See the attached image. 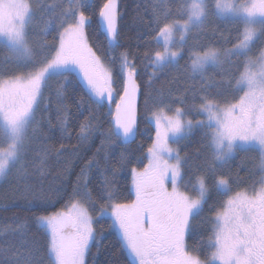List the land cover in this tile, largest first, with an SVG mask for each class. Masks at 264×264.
I'll return each mask as SVG.
<instances>
[{"label":"snow or ice","instance_id":"snow-or-ice-1","mask_svg":"<svg viewBox=\"0 0 264 264\" xmlns=\"http://www.w3.org/2000/svg\"><path fill=\"white\" fill-rule=\"evenodd\" d=\"M90 7L88 0H67V7L56 11L38 0L34 10L29 0H0V38L22 60L10 71L0 70V178L13 170L27 174L31 144L39 131L34 127L36 114L49 81L58 77L64 81L52 92L63 113L69 112L64 102L76 79L73 73L83 81L75 84L77 91L84 92L77 107L89 112L75 132L81 144L99 131L96 109L105 106L110 119L104 143L113 139L134 143L139 133L138 62L152 68L151 84L158 73L179 65L189 35L202 30L210 16L244 17L243 31L231 49L213 45L190 49L187 66L192 77L199 76L204 88L214 89L201 96L198 105L177 97L175 103L186 107L172 108L161 99L149 108L145 100L144 116L155 135L146 149L147 164L129 171L133 199L121 202L115 181L107 177L92 189L89 173L97 164L89 160L70 193L60 198L63 206L56 209L48 200L55 210L36 217L37 228L46 237L44 256L36 259L38 248L10 249L0 264H86L97 240L95 225L104 218H111V227L118 230L121 249L130 257L128 264H264V48L258 56L251 55L256 41H264V0H159L151 10V26L153 39L163 47L137 54L125 50L118 57L112 53L122 47L119 4L104 0L96 15L107 41V62L89 42L92 17L85 9ZM38 12L48 16L43 35L50 28L56 32L51 44L46 39L37 46L30 43ZM233 57L243 58V71L230 75L225 63L236 67ZM210 68L224 73L220 81L207 77ZM193 115L204 119L194 122ZM60 126L71 137L67 116L61 117ZM194 127L202 130L209 149L202 163L172 146L187 139ZM241 150L257 153L260 177L251 190L234 189L236 181L223 171ZM47 156L45 151L40 158L41 173ZM125 160L121 155V166ZM209 181L224 199L209 208L210 235L190 246L194 221L209 201Z\"/></svg>","mask_w":264,"mask_h":264},{"label":"trees","instance_id":"trees-1","mask_svg":"<svg viewBox=\"0 0 264 264\" xmlns=\"http://www.w3.org/2000/svg\"><path fill=\"white\" fill-rule=\"evenodd\" d=\"M34 10L38 0H30ZM242 1V0H240ZM56 11L59 6L67 7V0H40ZM104 0H88L92 7L85 9L86 14L92 17L91 26L87 28L90 44L98 55H101L107 62V41L103 29L97 27L98 17L96 12L98 6ZM159 0H118L121 31V45L112 55L119 56L125 50L132 54L142 53L150 48H161V44L153 39L155 33L152 28V7ZM48 18L47 12L37 14L33 21L35 46L42 43L45 39L48 43L54 42L56 32L51 28L49 34L43 35L44 23ZM243 31L242 21L237 18H223L212 15L205 22L202 30H193L187 39L183 49V58L179 65L166 69L158 73L157 77L149 81L151 67L138 62L141 73L138 79L140 84V99L138 107V126L139 133L134 143L125 144L120 140L113 139L110 143H104V133L109 127L110 117L107 115L109 108L96 109L100 127L99 131L84 144H81L75 135L78 130L77 125L88 117L89 112L85 107H77L78 98L84 96L83 91H77L75 84L78 82L83 85V81L78 79V75L73 73V85L67 88V105L69 112L63 113L58 110L56 97L52 94L53 89L64 83L61 78L49 81V88L39 111L36 114L37 124L34 126L39 129L36 139L32 141L29 153V167L26 175L13 170L0 184V262L6 259L5 253L10 249L24 251L25 247L38 248L36 259L44 256L43 246L45 235L42 229L37 228L36 217L46 211L55 210L47 204L50 200L55 204L56 209L63 206L64 201L60 198L70 193L71 187L75 184L80 169L85 167L89 160H94L96 167L91 169L89 179L92 189L99 188L105 177L114 180L119 190L121 202L133 199L134 195H129L131 188V168H141L147 164L146 149L152 142L155 135L153 124L145 118V100L148 107H153L154 103H159L163 99L166 105L175 107H186L175 103L177 97H181L190 104H199L200 97L214 91L211 88H204L199 76L193 78L188 68L189 53L200 51L207 45H213L221 50L231 49L239 42V37ZM264 46V41L257 40L253 46L252 55H257ZM236 67L225 63L228 74L235 75L243 71L240 61L243 58H232ZM20 64L15 59L10 58L9 50L0 45V70L10 71ZM222 75L219 70L209 69L207 77H215L220 81ZM116 91L120 92L119 81L116 83ZM63 107V106H60ZM62 116H67L70 124L71 137L64 134L60 126ZM193 121L204 119V117L193 115ZM63 145V148H61ZM181 150V155L188 154L192 160L202 163L203 157L209 154L206 147V140L202 130L193 128L192 133L187 139L177 144ZM47 151V162L43 173L39 164L42 154ZM59 153V154H58ZM121 155L126 160L121 166ZM257 153L238 151L235 158L226 166L223 171L231 174V179L236 181L232 185L234 189L247 188L260 177L257 167ZM187 183V179L185 181ZM258 187V185H257ZM183 188V187H182ZM63 191H58V190ZM184 189V188H183ZM224 197L218 195L215 187L209 181V201L205 205L204 212L194 221L193 232L188 240L190 246L198 245L199 242L210 235L208 232L209 224L207 218L212 215L209 208L213 205L219 206ZM111 218H104L95 225L97 230V240L91 247L90 253L86 257V264H128L127 253L122 251L119 232L111 227Z\"/></svg>","mask_w":264,"mask_h":264},{"label":"rangeland","instance_id":"rangeland-1","mask_svg":"<svg viewBox=\"0 0 264 264\" xmlns=\"http://www.w3.org/2000/svg\"><path fill=\"white\" fill-rule=\"evenodd\" d=\"M29 2L31 3V1L29 0ZM240 2H242V1H240ZM223 18H237V19H240L241 21H243V19H244V17H235V16H232L231 14H229V15H227L226 17H223ZM243 25V24H242ZM33 39H35L34 38V35L32 36V38H31V40H30V43H33V45L35 46V43H34V41H33ZM4 41H3V38H0V45H3L4 46ZM163 47V45H162V43H161V48ZM7 48V47H6ZM263 48H264V46H263ZM8 49V48H7ZM262 50V49H261ZM9 54H10V58H12V59H15L16 61H18L20 64L22 63V60H18V58L14 55V54H12L10 51H9ZM251 55H252V53H251ZM259 55V52H258V54L256 55V56H258ZM253 57H255V55H252ZM117 92V91H116ZM115 94V93H114ZM114 107V106H113ZM169 114H171V113H169ZM195 122V121H194ZM0 127H2V122H0ZM172 146L173 147H177V148H179L178 147V145L177 144H175V143H173L172 144ZM7 177V176H6ZM6 177H3V178H0V184H1V182L6 178ZM169 187H171V185H169ZM181 190H184L183 188L181 189ZM251 190V189H250ZM118 231V230H117Z\"/></svg>","mask_w":264,"mask_h":264},{"label":"water","instance_id":"water-1","mask_svg":"<svg viewBox=\"0 0 264 264\" xmlns=\"http://www.w3.org/2000/svg\"><path fill=\"white\" fill-rule=\"evenodd\" d=\"M139 99H140V92H139L138 97H137V109L139 107Z\"/></svg>","mask_w":264,"mask_h":264}]
</instances>
